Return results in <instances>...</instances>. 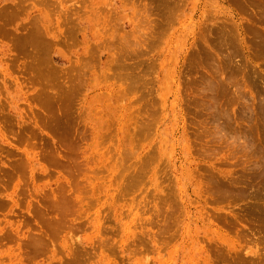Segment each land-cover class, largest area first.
<instances>
[{
  "label": "rangeland",
  "instance_id": "1",
  "mask_svg": "<svg viewBox=\"0 0 264 264\" xmlns=\"http://www.w3.org/2000/svg\"><path fill=\"white\" fill-rule=\"evenodd\" d=\"M215 1L178 0L169 27L162 0H135L147 17V45L113 62L86 60L84 24L73 6L82 14L87 0H0V264H97L100 244L110 264H203L185 250L188 229L181 231L186 241L170 237L185 219L182 202L196 199L199 221L245 253L264 254V47L248 39L264 36V0H219L242 20L245 50L205 31L226 15ZM34 18L46 20L50 42L39 56L29 43ZM173 37L182 44L176 83L171 76L166 87L173 63L156 54L165 55L164 40ZM101 68L121 75L92 86ZM212 80L223 81L216 99L207 88ZM172 87L178 114L166 122ZM165 129L175 137L168 150ZM125 185L136 194L128 188L122 203L115 200L122 217L114 222L104 193L120 195ZM131 209L136 226L122 243L119 222ZM205 247L207 264L230 263L215 239Z\"/></svg>",
  "mask_w": 264,
  "mask_h": 264
},
{
  "label": "bare ground",
  "instance_id": "2",
  "mask_svg": "<svg viewBox=\"0 0 264 264\" xmlns=\"http://www.w3.org/2000/svg\"><path fill=\"white\" fill-rule=\"evenodd\" d=\"M177 1L178 0H173V1L172 0H169V1L166 0V2H165L164 0H162V2L165 3V5H164V3L161 2L162 7H158L160 9L162 8L163 10H165L164 11L165 14H163V16H165V21H166L165 25L169 24V27L176 20L175 10L179 6V2H177ZM237 1L238 0H227V2L231 3V4H233L234 2H237ZM215 2L217 4V7H216L217 12H219V14H223V15L226 14V15L222 19L219 18L220 19V20H218L219 23H216V26L211 25L212 27H210L208 25L209 27H208V29L206 28L205 31L207 32L208 35L209 34H215L216 38L214 39V41L219 40V44L223 43V45L226 48H230V47L236 48L237 47L238 49L240 48L242 50H245V46H244L245 42H246L245 38H248V36L246 37V34H245L246 29L243 26L242 20L239 21V19H237L236 16H234V14L226 8L227 6L226 7L224 6L223 1H222L223 3L220 2L219 0H216ZM182 3H183V1H182ZM163 6H164V8H163ZM73 7H74L73 8L74 12L77 15H79L78 16L79 24L81 21H83V24H84L83 30H84V39H85V44H86V47H85L86 52L84 55L86 56V60H91V59L97 58V55H98V58L101 60H103L105 58V59H112L113 62L124 61V60H125V62H127L136 54V51L138 50L136 48H138V46H141V44H144V46L147 45V42L143 39L145 33L148 30V27L146 26L147 25V21H146L147 17L144 16L142 13V10H144V6H143L142 2L137 3V2H135V0H87V3L83 4L82 14H80L81 13L80 10H77L79 8H76V5ZM160 9H159V11H162ZM178 10L180 11V9H178ZM178 19H177V22H178ZM212 19H213V17H212ZM261 22H264V18H263V20H262V18L259 19V23H261ZM45 24H46V20L34 18V21L31 25V27H33V28L31 29V37H30L31 39H29V43H30V45L33 46L32 53L35 56H39L41 54H47V50L44 49L43 47L50 45V42H49V44L47 43V41H49V39H47V41H46L45 40L46 38L45 37L43 38V36H44L43 30L44 29L46 30ZM174 24H176V23H174ZM80 26H81V24H80ZM180 27H181V25H180ZM120 30H121V32H120ZM168 32H170V30ZM175 34H176V32L172 33V36H174ZM248 39L253 44H256L257 48L264 47V36L263 35L260 36L259 34L255 33L254 36L252 37V39H250V38H248ZM173 40H174V37L171 39L164 40L165 55H164V52L156 54V55H160V56L161 55L165 56V64L166 65L168 63H173L174 68L172 69V71H170L169 76L166 79V82H165L166 87H167V84L169 85L171 83V82L169 83L171 76L173 78V83L174 84L176 83L177 67H175V64H177L179 62V58L177 56V53H178V50L182 44L181 40L180 41L177 40L174 42H173ZM204 43H205L206 47L209 46L208 40L204 41ZM194 45H196V43ZM109 48H117L118 53L112 54L111 56L106 55L104 53V51H105V49H109ZM174 49H176L175 55L167 54V52H169V50L173 51ZM99 50H100V52H99ZM82 59H85V58H82ZM161 61H164V58H162ZM80 63L83 64L84 61H82ZM85 64L86 63H84V65ZM88 64H89V62H88ZM105 70H106L105 68H101V75L97 78V80H96V77H94V79H92L93 85H92V82L90 81L91 78L88 79L89 85L95 86L99 83L104 82V80H106V81L109 80L107 82H110V81L116 82L118 77L121 75V72L117 71V70H115V71H110L108 69H107V71H105ZM222 84H223V81H220L219 83H213V80L211 82H208V84H207L208 92L211 93L212 97H215L214 99L218 98L216 96L220 94L219 91L221 89L220 87ZM88 89H89V87H88ZM172 90H173L172 94H171V92L169 94H167L165 92V121L166 122L168 121V118L174 117L176 115V113L178 112V107H179V93L176 89H174V87H172ZM170 95H173V100L171 101V103L168 102ZM172 137H173V139H175L174 134H173V136H171L169 134V131L165 129V149L166 150H168L167 145H168V143L171 142ZM245 143L248 145L251 144V142L250 141L247 142L246 139H245ZM95 149L96 148H94V150ZM169 157H170V155H169ZM91 161H93L92 158H91L90 162ZM133 176H131V177H133ZM136 177H138V176L136 175ZM136 177H134V179H136ZM140 179H141V177H140ZM138 180H139V178L136 181H138ZM129 183L132 185V183L130 181H129ZM132 186L134 187V185H132ZM124 187H126V185ZM136 187L137 186H135V188ZM128 188L130 189V191H132L134 193V191H133L134 188H133V190L131 189V186H128ZM128 188L126 187V190L124 188V191H123V189H121L120 191H122V193H120V195L110 194L109 189H107V191L104 193V197L107 198V208L113 209V213L110 211L111 209L109 211L111 212L110 215H112L111 218L114 220V222H116L118 220L119 216L122 217V215H120V214H122L121 212H119V216H118V210H117V206L115 203H117V202L122 203L123 202V199L125 196L124 194L127 192L130 193ZM137 189H136V191H137ZM90 191L91 190H89V192ZM112 191H114V189ZM116 191H118L117 188H116L115 192ZM137 192H141V191H137ZM134 194H136V193H134ZM142 195H145V194H142ZM104 197H103V199H104ZM125 197H127V196H125ZM141 197L142 196H140L139 198H141ZM100 198H102V197H100ZM92 199H95V198L93 197ZM92 199L90 198V200H92ZM198 200L201 202L200 199H198ZM100 201H101V199H100ZM100 201L96 200V202H98V203ZM124 201H127V200L125 199ZM195 201H194L195 202L194 204L197 203V199ZM131 202H132V205L134 206L133 200H131ZM194 204L190 201H183L182 206H183V210H184V214H185V216H184L185 219H184V221H182V224L178 220L174 226L170 227V232H171L170 237H171V239L174 238L173 241H175L177 238H179V240L186 241V239H185V237H183V234L181 233V231H182L183 227L188 229V233H189L188 234V237H189L188 238V242H189L188 245H189V248L185 247V250L187 252H189L191 250V252L194 254V256H193L194 261L196 259H199L203 262V264H207L208 261H207L206 257L208 255H206L205 243H212L213 239H215V247L217 249H219V251H221V253H223L222 255L229 257L230 263H227V264H264V254L258 252L257 250L256 251L251 250V251H247L245 253L246 249L240 250V248L237 245H235V243L233 241H231L226 235L220 233V231L218 229H216L215 226L211 222L204 224V223H202L203 220L199 221V219L196 216V213L193 211V210L198 209L195 207ZM94 205H92V206H94ZM100 205H101V202H100ZM132 205L130 204V206H132ZM89 206L91 207V204ZM128 206H129V204L127 205V207ZM91 208H90V210H91ZM104 208H102V210H105ZM92 210H93V208H92ZM124 211L125 212L122 211L124 214L123 215L124 218H125V216H128L129 219L125 223L119 222V227H120V234L119 235H120L122 243H126V239L127 238L129 239L131 237L130 234L132 232V227L136 226L133 223V221L135 219V217H134L135 214L133 213V210L131 209V210H124ZM93 215H94V213H93ZM110 215L107 214L108 217H110ZM258 215H259V218H263V219H260V223H261V225L264 226V211H262ZM91 216H92V214H91ZM105 216H106V214H105ZM100 217L101 216L98 215V217L95 218V221L99 223ZM182 218H183V216H182ZM208 220H206V221H208ZM94 223L95 222H91V225L93 226ZM98 223L96 224V226H94V230L97 228ZM170 223H171V221H169V224ZM200 223H202L203 225H200ZM175 226H176V231L173 232ZM199 231L203 232L202 233L203 235L201 238H200L201 233H199ZM137 242H138V240L134 241L135 244ZM178 246L180 248H184V247H182L181 244H178ZM95 250L97 252L95 251L96 253L94 254V257H96V259L98 260V261H96L97 264H110L109 263L110 260L105 258V256H103V254L106 252V250L104 249V246H102L100 244V245L96 246ZM134 256H131V258H133Z\"/></svg>",
  "mask_w": 264,
  "mask_h": 264
}]
</instances>
